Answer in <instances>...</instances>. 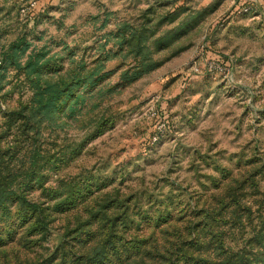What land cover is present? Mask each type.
Returning a JSON list of instances; mask_svg holds the SVG:
<instances>
[{
	"label": "rangeland",
	"instance_id": "obj_1",
	"mask_svg": "<svg viewBox=\"0 0 264 264\" xmlns=\"http://www.w3.org/2000/svg\"><path fill=\"white\" fill-rule=\"evenodd\" d=\"M0 264H264V0H0Z\"/></svg>",
	"mask_w": 264,
	"mask_h": 264
},
{
	"label": "built area",
	"instance_id": "obj_2",
	"mask_svg": "<svg viewBox=\"0 0 264 264\" xmlns=\"http://www.w3.org/2000/svg\"><path fill=\"white\" fill-rule=\"evenodd\" d=\"M206 67H207V69L208 70H210V71H212V70H216V69H221V68H219L218 67V65H216V64H212L210 61H208V62H206ZM193 70H195V71H197L198 69H197V67H193ZM156 137H154V139H155Z\"/></svg>",
	"mask_w": 264,
	"mask_h": 264
}]
</instances>
